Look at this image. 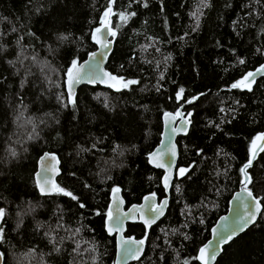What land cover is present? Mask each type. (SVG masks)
Returning a JSON list of instances; mask_svg holds the SVG:
<instances>
[{"label":"trees","instance_id":"trees-1","mask_svg":"<svg viewBox=\"0 0 264 264\" xmlns=\"http://www.w3.org/2000/svg\"><path fill=\"white\" fill-rule=\"evenodd\" d=\"M198 4L117 0L114 12L136 15L127 23L110 16L116 35L107 68L138 83L84 84L71 96L73 104L65 74L73 59L95 48L92 34L108 0H0V251L6 264H114L115 236L105 229L110 191L119 187L126 205L148 192L165 195L162 170L148 163L147 154L160 140L162 113L181 103L191 113L190 128L177 138L169 204L150 227L127 224L126 234L146 245L128 264H200L196 251L240 188L251 139L264 128V76L251 91L231 87L264 61V0H209L197 28L190 13ZM59 35L68 39L58 41ZM29 117L39 133L31 141ZM44 150L60 158L55 185L78 200L40 193L35 171ZM180 168L187 173L179 175ZM247 172L262 212L223 246L214 264H264V152ZM77 243L80 250L73 252Z\"/></svg>","mask_w":264,"mask_h":264},{"label":"water","instance_id":"water-1","mask_svg":"<svg viewBox=\"0 0 264 264\" xmlns=\"http://www.w3.org/2000/svg\"><path fill=\"white\" fill-rule=\"evenodd\" d=\"M109 19L110 17L108 18V23H109ZM97 37L98 39L104 40L105 33L102 31L101 33L97 34ZM107 40L111 41L110 47L108 49H104L101 44L93 40L95 44V48L91 50L82 60H79L81 64H83V62L85 61H88V64L85 65L83 69L84 72H87L90 66L94 67L93 82H88L87 79H82L79 83L75 84L74 87L72 88V97L76 96L77 90L81 85L86 84V85L94 86V85L99 84V85H104V86H110L116 82V80H112L110 78V76H114V77L116 76L107 68V62H108L109 56L115 45V38L111 36H107ZM91 53H97V60L99 61L98 66H96V61L90 60ZM261 65H264V61L258 64L257 66H255L254 68H251L245 71V73L240 77L239 81L246 73L255 72L256 69L259 68ZM107 74H110V76ZM262 76L264 75L258 73L255 77V83L257 79H259ZM255 83L251 84V88ZM64 84H65V89L67 91V94L69 95L68 86L66 84V75L64 78ZM241 88L248 89L243 86H241ZM177 111H180L181 113H183V116L186 118V121H190V116H188V114L184 110L183 103L180 104L175 111L174 110L164 111L161 115L162 128H161L160 140L152 148V150L147 154L148 163L152 167L162 170L161 183L164 188L165 195L161 197L160 199H158V196L156 195L155 192H148L142 196L139 202H133L129 204L128 206H125L126 205L125 198L122 194L121 189L119 187H114V188H118L119 191L116 193H113L112 191L113 188L110 191L109 202L107 206V213L111 209L113 216H118L121 220L120 224H116L115 222H109L107 219V215L105 216V229L110 235L115 236L116 252H115V258H114V264H128L134 260H137L136 258L132 257L131 252L127 253V258H125V253L127 249H132L135 252V255L138 256L139 258L142 256L145 250L146 245H145L144 238L135 237L133 235L126 234L127 223L140 222L144 226H146V224L144 223V219H142V217L146 219L149 216H151V212H149L148 209H149V206L153 202L155 204H160L162 201L166 200L167 205L165 207L164 214L166 213V210L169 204V199H170V188H171V184H172V181L176 173V167H177V162H178V157H179V147L177 144V138L180 135L186 134L190 128V123H187V122L182 123V118L175 116V113ZM166 114H172V115H166ZM182 128H186V131L182 130ZM260 133H264V128L260 130L259 132H257L252 137L250 147H252L253 139L257 137L258 134ZM261 146H264V140H257L256 146L253 148V151H258L259 147ZM172 151L175 152V156L171 155ZM45 153L54 154L55 158H52V156L46 157ZM153 153H155L154 156L151 155ZM259 153L260 152H258V154ZM255 159L253 160V163ZM246 163H244V165ZM157 164H163L164 167H158ZM38 173L40 174L39 176L37 175ZM59 174H60L59 155L54 151L44 150L40 154L37 160V167L35 171V180H36L38 190L40 191V187L44 185L45 181H47L49 185L55 186L56 179ZM165 177H168L167 187L165 186L166 184ZM243 187L244 185H242L241 183L240 188H238L232 193L228 201L227 210L216 218V220L210 227L209 237L198 247L196 251V257H198L200 255V249L206 245L208 246L209 252L212 249H216L215 259L209 258L208 264H214L216 259L222 252L223 246L229 243L231 240H233L236 236L244 232L246 229L251 227L253 224H255L258 218L260 217V214L263 209V205L261 201H260L261 207L259 211H256L254 221L249 223L248 226L243 231H240L237 235L233 236V238L229 240L227 243L220 244L219 247H217L216 232L224 231L226 226L231 225L235 220H237L238 217L245 215L247 211H255V208H252V207L246 210L242 200L237 198L238 193L241 194V197L246 195V193L242 192ZM54 191L55 190H53L51 193H53ZM40 193L43 194L41 191ZM152 194H155V196L153 197ZM252 194L254 197H256V195L253 192ZM43 195H46V194H43ZM47 195H50V194H47ZM145 197H150L151 199L146 201ZM249 204H251V200H249ZM125 213H128V215L125 216L124 215ZM163 215L160 216L158 219H156L155 223H157L159 219L163 217ZM155 223L151 224V226L154 225ZM109 224H111V227L113 229L111 232L108 230ZM146 227H149V226H146ZM214 230L216 231L214 232ZM140 240L144 241L142 246L137 245L135 243V241H140ZM209 242H212V243H209ZM137 248H140V251L136 252L135 250ZM198 261L200 264H203V262L200 259H198Z\"/></svg>","mask_w":264,"mask_h":264},{"label":"snow or ice","instance_id":"snow-or-ice-1","mask_svg":"<svg viewBox=\"0 0 264 264\" xmlns=\"http://www.w3.org/2000/svg\"><path fill=\"white\" fill-rule=\"evenodd\" d=\"M257 2H259V0H257ZM117 3V0H108V6L105 8V11L103 12L102 16H101V21H100V27H97L96 29H94L93 34H92V38L94 41H96L97 43L101 44L102 47L104 49H108L110 47L111 41L107 40V36H111V37H115L116 33L115 31L112 30V28L109 26L108 23V18L111 15H118L120 20L123 23H127V21L130 19L131 16H135L136 13L135 12H131V13H125V12H119L116 13L113 11V5H115ZM145 6H147V4H145ZM209 0H199V4L198 7L195 11H193L192 13H190V15H192L195 20H196V27H199V21H200V17L203 15V8H207L209 7ZM196 29L194 28L193 31H195ZM15 31V29H14ZM105 33V39L101 40L98 39L97 34L101 33V32ZM30 35H34V33H29ZM20 39H23V37H20ZM68 39L67 36L65 35H59L57 36V40L58 41H66ZM17 43H19V40L17 41ZM152 45H147V46H143L145 48L147 47H151ZM50 47V46H49ZM51 50V49H50ZM157 51H159V49H157ZM104 55V54H102ZM27 59V57H25ZM33 61H35V57L32 58ZM90 60L92 61H96V66H98L99 61L97 60V53H91L90 54ZM241 64L244 63V60L241 59L239 61ZM9 64H14V61H8ZM22 63V61H21ZM88 64V61L83 62V64L80 63V61L78 59H73L71 62V66L69 67L66 75V84L68 86V91H69V98H70V102H72L74 104V100L71 99L72 96V88L74 87L75 84L79 83L82 79H87L88 82H93V74H94V67L90 66L87 72H84L83 69L85 67V65ZM262 74L264 75V65H261L259 68L256 69L255 72H248L246 73L240 81H237L236 83H234L231 87L232 88H237V87H246L248 88L249 91H251V84L255 83V77L257 74ZM110 76V74H107ZM163 76V74H161V77ZM110 78L112 80H119L120 82H122L123 87H128L131 84H136L138 83V81L136 80H127L125 81L123 77H114V76H110ZM26 83V80H22L21 81V88L24 87ZM183 89H180L179 92L177 93V99H181L182 98V94H183ZM20 102L23 103V97H20ZM197 99V97H193L192 100ZM192 100H188L186 101V103H192ZM26 107V106H25ZM65 107H67V105H65ZM221 111H223V109H221ZM51 115V114H48ZM166 115H172V114H166ZM176 117H181L182 118V123L187 122L190 123V121H186V118L183 116V113H181L180 111H177L175 113ZM188 116H191V113H188ZM21 117H23V112H20V114L17 116V120H20ZM27 124H31L32 125V130L30 132L27 133V140L31 141V140H35L38 138L39 133L36 131V125L33 121V118L29 117L26 120ZM41 123L43 124L44 121L41 120ZM58 123V121H57ZM182 130L186 131V128H182ZM257 140H264V133H260L258 134L257 137H255L252 141V147H250V158L247 161V163L240 169L241 173L243 174V179L241 180L242 185H244L242 192L246 193V195H244L243 197H241V194H237V198L241 199L242 202L244 203V207L245 209H249L250 207L255 208V211H247L245 215L240 216L237 218V220H235L231 225L226 226L225 230L222 232H216V240H217V247H219L220 244L223 243H227L229 240H231L233 238V236L237 235L240 231H243L249 223H251L252 221H254L255 219V215H256V211H259L261 205H260V199L261 198H257L254 197L251 190L248 189L247 185L252 183V178L251 176L247 173V169L249 167L252 166L253 164V160L256 158V156L258 155V152H264V146L259 147L258 151H253V148L256 146V141ZM95 147V145H93V148ZM24 151H27V148H24ZM82 151H88V149H82ZM115 151V149H114ZM9 153L12 157H16L18 155L17 151L15 148H10L9 149ZM152 156L155 155V153L151 154ZM172 156H175V152L172 151L171 152ZM45 156H52V158L54 157V154H49V153H45ZM151 162V161H150ZM158 167H164L163 164H157ZM188 169L185 168H180L178 170L179 175L183 176L187 173ZM38 176L40 175L39 173L37 174ZM167 179L168 177H165V181L166 184L165 186L167 187ZM39 183V182H38ZM55 190L57 193H61L63 195L69 196L71 197L73 200H78V197L74 196L71 192L66 191L64 188L59 187L58 185L52 186L49 185L47 181H45L44 185H42L40 187V191L43 194H51V192ZM113 193H116L119 191L118 188H113ZM153 197L155 196V194H152ZM150 197H145V200H150ZM249 200H251V204H249ZM167 205V201H162L160 204H155L154 202L149 206V212H151V216H149L148 218H144L142 217V219H144V223L146 224V226H151V224L155 223L156 219H158L160 216H162L164 214V210L165 207ZM81 207H85V205L81 204ZM107 215V219L109 222H115L116 224H120L121 220L118 216H113V213L111 211V209L109 210V212L106 214ZM125 216L128 215V213L124 214ZM5 217V209L0 208V222H2L4 220ZM57 228H63L62 224H58ZM108 230L111 232L113 229L111 227V224L108 225ZM80 231L79 228L75 229L74 232L71 233L72 236L75 235V233H78ZM175 231V230H173ZM216 230H214L215 232ZM46 235H48V233H45ZM68 238H71L68 237ZM4 239V228L2 226V223H0V241H2ZM53 239H55L53 237ZM61 239H64V237H62ZM135 243L137 245H143L144 241L140 240V241H135ZM212 243V242H209ZM56 252H59L60 249L57 247L54 249ZM80 250V245L79 243L76 244V247L73 248V252H79ZM87 251V249H85ZM93 251H95V249H92ZM30 251H35V249H32ZM136 252L140 251V248H137L135 250ZM131 252L132 253V257L138 259L139 257L135 255V252L132 249H127L126 253H125V258H127V253ZM216 256V249H212L210 252L208 251V246H204L200 249V255L197 257V259H200L203 264H208V259H215ZM0 264H6V257L5 254L0 252ZM185 264H187V261H185Z\"/></svg>","mask_w":264,"mask_h":264},{"label":"flooded vegetation","instance_id":"flooded-vegetation-1","mask_svg":"<svg viewBox=\"0 0 264 264\" xmlns=\"http://www.w3.org/2000/svg\"><path fill=\"white\" fill-rule=\"evenodd\" d=\"M181 104H182V103H181ZM183 104L185 105V103H183ZM176 109H177V108H176ZM176 109H175V110H176ZM175 110H174V111H175ZM184 110H185V109H184ZM185 111H186V110H185ZM186 113H187V112H186ZM162 197H163V196H162ZM160 198H161V197H160ZM160 198L158 197V199H160ZM138 202H139V201H138ZM125 204H126V202H125ZM128 205H129V204H128ZM128 205H125V206H128ZM134 223H135V222H134ZM139 223H140V222H139ZM127 224H128V223H127ZM145 227H146V226H145Z\"/></svg>","mask_w":264,"mask_h":264},{"label":"rangeland","instance_id":"rangeland-1","mask_svg":"<svg viewBox=\"0 0 264 264\" xmlns=\"http://www.w3.org/2000/svg\"><path fill=\"white\" fill-rule=\"evenodd\" d=\"M112 30H113V31H115V29H114V28H112ZM125 81H126V80H125ZM120 83L122 84V82H120Z\"/></svg>","mask_w":264,"mask_h":264}]
</instances>
